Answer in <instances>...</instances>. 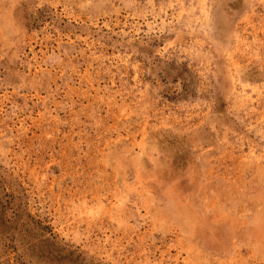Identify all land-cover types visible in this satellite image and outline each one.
<instances>
[{"label":"rangeland","instance_id":"1","mask_svg":"<svg viewBox=\"0 0 264 264\" xmlns=\"http://www.w3.org/2000/svg\"><path fill=\"white\" fill-rule=\"evenodd\" d=\"M0 264H264V0H0Z\"/></svg>","mask_w":264,"mask_h":264}]
</instances>
